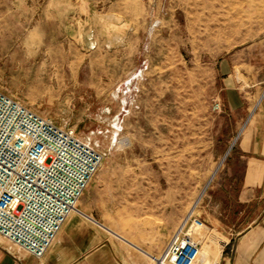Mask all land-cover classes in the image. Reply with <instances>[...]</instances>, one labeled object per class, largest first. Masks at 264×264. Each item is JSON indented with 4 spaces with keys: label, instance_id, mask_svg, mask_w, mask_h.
<instances>
[{
    "label": "rangeland",
    "instance_id": "obj_1",
    "mask_svg": "<svg viewBox=\"0 0 264 264\" xmlns=\"http://www.w3.org/2000/svg\"><path fill=\"white\" fill-rule=\"evenodd\" d=\"M228 57L238 58L236 76L253 111L264 93V0H0V89L104 150L84 198L121 233H139L147 217L135 211L156 202L150 188L126 191V178L158 182L159 251L167 221L174 230L188 213L214 210L204 197L228 157H206L201 121L220 113L227 139L236 133L219 90L218 67ZM183 119L190 159L167 152L168 129ZM145 167L152 175L125 169ZM195 232L201 257L209 233L225 236L208 221Z\"/></svg>",
    "mask_w": 264,
    "mask_h": 264
},
{
    "label": "crops",
    "instance_id": "obj_2",
    "mask_svg": "<svg viewBox=\"0 0 264 264\" xmlns=\"http://www.w3.org/2000/svg\"><path fill=\"white\" fill-rule=\"evenodd\" d=\"M234 57L221 60L218 71L222 76L219 90L225 93L226 108L234 117L232 127L236 133L231 141L227 139L220 113L201 121L206 128L204 144L209 150L206 157L216 160L214 162L228 157V161L225 166L214 168L204 197L205 202L214 204V210L200 217L213 223L226 237L209 233L213 241L206 256L200 255L197 264H221L219 258L225 249L222 264H264V93L252 111L240 90L243 84L236 76V67L240 64ZM255 84L253 81L250 86L255 87ZM173 122L178 124H173L172 130L168 129L167 152L173 153V157L190 159V121ZM229 142V147L223 149V145ZM125 169L129 176L152 175L148 167L137 173ZM124 186L126 191L150 188L152 201L153 197L156 199V202H145L142 205L145 209L141 212L135 211L136 215L147 217V224L140 228L139 233H121L107 221L96 217L84 193L78 203L80 212L69 215L43 257L38 258L0 237V264H150L147 258L151 259L152 255L160 252L159 245L153 243V239L158 240L160 231L158 195L153 196L152 193L154 188L157 191L158 182L148 186L127 177ZM236 224L246 225L240 227ZM174 225V221H167L161 227L165 244Z\"/></svg>",
    "mask_w": 264,
    "mask_h": 264
},
{
    "label": "built area",
    "instance_id": "obj_3",
    "mask_svg": "<svg viewBox=\"0 0 264 264\" xmlns=\"http://www.w3.org/2000/svg\"><path fill=\"white\" fill-rule=\"evenodd\" d=\"M219 103L214 107L219 108ZM104 150L0 89V237L41 258L104 161ZM205 225L188 213L152 264H196Z\"/></svg>",
    "mask_w": 264,
    "mask_h": 264
},
{
    "label": "bare ground",
    "instance_id": "obj_4",
    "mask_svg": "<svg viewBox=\"0 0 264 264\" xmlns=\"http://www.w3.org/2000/svg\"><path fill=\"white\" fill-rule=\"evenodd\" d=\"M78 208H79V207H78ZM79 210H80V209H79ZM204 226H205V225L201 226L200 228H202V227H204ZM120 235H121V234H120ZM200 255H201V251H200ZM200 255H199V257H200ZM199 257H198V258H199Z\"/></svg>",
    "mask_w": 264,
    "mask_h": 264
}]
</instances>
